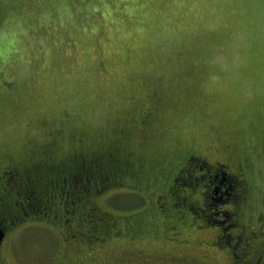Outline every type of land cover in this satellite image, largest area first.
Listing matches in <instances>:
<instances>
[{
  "label": "rangeland",
  "instance_id": "1",
  "mask_svg": "<svg viewBox=\"0 0 264 264\" xmlns=\"http://www.w3.org/2000/svg\"><path fill=\"white\" fill-rule=\"evenodd\" d=\"M120 1L123 6L117 10L125 19H117V13L103 5L100 19L88 21L90 27L103 24L101 35L89 36L92 43H79L89 34L86 23L79 24L77 39L64 29V21L51 19L48 24L38 16L54 0H0V156L5 164L10 156L40 152L52 158L88 154L86 142L79 140L84 135L114 118H128L124 107L131 102L149 106L150 111L132 120L138 123L144 117L149 125L144 124L152 126L147 132L141 122L140 132L148 133V158L168 161L169 184L160 179L153 183V169L148 172L150 183L142 188L116 174L113 180L124 186L111 185L116 187L96 193L95 198L113 199L121 210L142 212L126 223L119 218L124 227L136 229L133 237L148 243L135 252L142 255L141 264H150L146 259L164 264H229L227 250L208 246L204 237L197 241V232L188 227H184L187 242L175 244L173 228L178 223L153 212L158 209L155 199L175 178L172 154L203 149L209 162L220 160L231 173L241 167L250 177L256 198L245 182L241 222L255 227L262 214L264 0ZM56 2L57 10L75 3ZM111 2L117 5L116 0ZM55 135L63 139V148L47 142ZM133 137H138L137 130ZM106 142L102 138L93 147ZM141 142L142 137L135 144ZM164 199L173 198L165 192ZM21 233L16 242L19 255H50L47 250L36 253L46 245L41 232ZM182 245L190 251L185 257L175 256ZM132 254L126 252L122 258Z\"/></svg>",
  "mask_w": 264,
  "mask_h": 264
},
{
  "label": "flooded vegetation",
  "instance_id": "2",
  "mask_svg": "<svg viewBox=\"0 0 264 264\" xmlns=\"http://www.w3.org/2000/svg\"><path fill=\"white\" fill-rule=\"evenodd\" d=\"M17 158L19 157L10 156L8 162L4 164V156H0V264L142 263V255L135 252L142 251L141 246L145 241L132 236L137 234L135 228L132 231L130 225L126 224L124 227L121 224L117 207L107 206L105 210H97L96 206L91 205L90 213L80 216L76 209L78 201L83 199H39L37 187L32 182L39 179L38 171L28 172L26 165L23 166L25 169L23 170ZM36 163L37 161L32 160L28 164L30 166ZM243 181L241 175L235 176L230 173L224 163L218 160L212 163L205 162L201 165V197L180 201L157 199L160 207H169L172 210L179 207L190 212L187 218H181L178 223L177 227L180 230H177V227L173 228L175 234L173 242L186 243L188 239L183 237L184 232L181 230H184L185 226L189 229L194 227L199 234L197 236L199 242L204 237L203 241L208 246L218 248V242L225 250L228 249L226 244L233 245L236 253L237 247L244 243L242 236L247 229L238 218L239 213L242 215L240 205L245 202V199H241L244 197ZM24 184H29L31 191L24 189ZM20 196L23 199H19ZM106 203L116 205L114 200ZM15 208L18 210L15 211ZM193 220L197 222V226ZM127 229L131 230L129 234L125 232ZM22 231L41 232L46 236L44 250L36 253L47 250L50 255L41 258L34 255L24 257L23 252L19 255L17 252L20 250L16 242L23 235ZM232 241L235 244H232ZM251 246L253 247L252 244ZM247 247L243 252L245 253L243 258L238 253L236 255L230 253L233 255L232 259L237 258L234 264H251L248 257L251 252L249 253L250 249ZM126 252L134 254L124 260L122 257ZM174 255L185 257L186 254L182 255L179 252ZM172 259L171 256L169 261ZM145 261L150 264H164L163 260ZM252 261L255 264H263L264 253H260L258 258Z\"/></svg>",
  "mask_w": 264,
  "mask_h": 264
},
{
  "label": "trees",
  "instance_id": "3",
  "mask_svg": "<svg viewBox=\"0 0 264 264\" xmlns=\"http://www.w3.org/2000/svg\"><path fill=\"white\" fill-rule=\"evenodd\" d=\"M71 2H75L73 4H66L61 6L59 10H57L56 6L58 5L56 0L53 2V6L49 8H45L38 16H41L46 23L50 24L51 19L53 23L56 22H65V30H68L70 33L74 34L75 38H77V29L79 28L80 23H86L88 25L87 30H89V34L87 37L79 41V43H92L89 42V36L94 35H101L103 31L102 23L97 24L95 27H90L88 21L98 20L101 17L102 6L104 7L109 6L113 12L117 13V19L124 20L122 16L125 14L118 12L117 9H122L123 4H121L120 0L117 1V5H113L111 0H69ZM114 7V9H113ZM49 9V10H48ZM45 14V16H44ZM61 30V28H59ZM58 35V33L56 32ZM96 37V38H97ZM78 39V38H77ZM143 107V105L138 104L136 101L131 102L129 107H124V110L129 112L128 118H114L110 121V123L106 122L100 128L97 127V130L94 131L95 133H87L85 139H79L80 141L86 142V147L88 148V154H84L82 152H78L75 155L69 154L67 158L65 156L54 155V158L47 156L45 153L40 152L33 154L29 157L21 156L17 158L21 162V168L26 165L28 172L38 171L39 179L32 181L36 185L37 189V196L39 199H83L82 201H78L77 204V213L80 216L85 215L86 213H90V206H96L97 210H105L107 206L110 207H117V214L121 218L122 223H126L128 219L131 218L133 215L135 218L138 217L139 211L136 210H129V211H121L119 208H122L115 202L116 205L107 204L106 202L100 201L102 198H95L96 193H100L113 189L116 186H124V184H119L114 181V177L116 174H122L130 181H134L138 184L139 188L143 187V184L150 183V174L148 172L153 169L152 173H155L156 177L153 178V183H157L158 180L167 181L169 184V169L166 171L167 167H165L168 161L163 158L161 163H157L154 161L153 158H148L149 156V147L147 143V135L148 133L142 135L140 132L139 125L142 124L146 126L145 130L149 132L152 126L148 127L147 120L142 117L137 122H134L132 118L134 116L142 115L146 110H149V106L144 105L143 109L139 112L138 109ZM116 113V112H114ZM110 118V116H109ZM126 121L133 122L137 124L138 128L130 126ZM119 122H124L119 125V128L115 131V127ZM147 124H144V123ZM138 132V137H133V135ZM52 131H48L52 133ZM62 132V131H56ZM53 132V133H56ZM142 137L141 144H135L137 139ZM159 137L158 132L155 133V138ZM59 138V137H58ZM56 135L54 138L49 139L47 142H52V144H57L60 148L62 147V138L58 139ZM107 141L106 145H102L99 147H93L97 144V141L102 139ZM122 139V140H121ZM118 142H117V141ZM121 140V143H120ZM157 140V139H156ZM131 143H134L136 148L133 147ZM114 144V145H113ZM77 146V145H76ZM115 146L117 148L111 147ZM78 149V146L76 147ZM117 149V151H116ZM136 151H139L137 154ZM203 149L200 150H192L188 155L185 154L182 150H176L171 156V162L176 163V171L174 173L175 178L173 179L172 183L165 188L164 192L159 194V199H164V194L167 192V197L170 195L174 201H180V199H198L199 196L201 197V165L205 162L212 163V161L207 160V155L205 153H201ZM126 152L130 153L127 154ZM145 152V153H143ZM130 156V157H129ZM138 157L140 159H138ZM32 160L37 161L36 164L30 165ZM139 161V162H137ZM222 162V161H221ZM179 163V164H178ZM149 165V166H148ZM178 165V166H177ZM173 168V167H172ZM140 170V171H139ZM190 175H192L190 177ZM235 176L242 175L244 178L243 183L248 182L250 187H252L250 183V177L248 174H245L240 167L237 171L234 172ZM131 177V178H129ZM195 177H199L197 180ZM165 184V183H164ZM111 185H116L112 187ZM125 186L127 184L125 183ZM29 184H24V189L29 190ZM32 189V188H31ZM253 197L252 199L256 198V193L254 194L253 188ZM31 191V190H29ZM156 191V190H155ZM197 193H191L196 192ZM157 192V191H156ZM158 193V192H157ZM103 194V193H102ZM244 194V193H243ZM19 199H23L22 196ZM176 199V200H175ZM201 199V198H200ZM241 199H244L241 198ZM109 202H113V199H107ZM167 200V199H166ZM247 199H245L246 201ZM264 200V199H263ZM156 201V209L153 213L157 212L160 216H164L174 222L179 223L181 218H187L190 212H186L181 209L172 210L169 207H160L157 199ZM123 209V208H122ZM243 209V208H242ZM18 208H15L17 211ZM102 210V211H103ZM113 211V208L110 209ZM151 208H149L150 212ZM184 211V212H183ZM14 212V208H13ZM241 212V211H240ZM261 216H258L256 219L255 227L248 228L251 226L250 223H246L245 226L247 229L243 233L242 236L244 239V243L237 247V252L235 253V249L233 245L226 244L225 246L228 248L226 253L229 254V264H234L237 258L232 259L233 256L230 253H238L240 256L245 257V248H249L251 254H248L249 260L251 264L253 263L252 260H256L260 253H264V209L261 210ZM142 216V214H141ZM245 216L240 215L239 213V221L244 218ZM261 217V219H259ZM194 221V220H193ZM250 221V219H249ZM197 226V222H195ZM242 223V222H241ZM187 227V226H185ZM184 229V228H183ZM191 229V228H190ZM193 229V230H192ZM191 232H196L195 228L193 227ZM184 232V230H181ZM189 232L191 235L196 236L195 234ZM129 234V233H128ZM146 235V234H144ZM199 235V234H198ZM184 237V234H183ZM185 238V237H184ZM197 241L198 237H195ZM226 239V238H224ZM220 240V238L218 239ZM146 244L143 243L142 247H146ZM232 244H235L232 241ZM253 245V247L251 246ZM217 245L220 244L217 242ZM221 246V245H220ZM239 250V252H238ZM181 254H186L188 251H185L184 246H180ZM148 253V251H145ZM208 256V255H207ZM247 257V258H248ZM244 264V263H241ZM264 264V263H263Z\"/></svg>",
  "mask_w": 264,
  "mask_h": 264
},
{
  "label": "bare ground",
  "instance_id": "4",
  "mask_svg": "<svg viewBox=\"0 0 264 264\" xmlns=\"http://www.w3.org/2000/svg\"><path fill=\"white\" fill-rule=\"evenodd\" d=\"M151 42V41H150ZM137 46V45H136ZM133 48H134V46H133ZM137 48V47H136Z\"/></svg>",
  "mask_w": 264,
  "mask_h": 264
}]
</instances>
